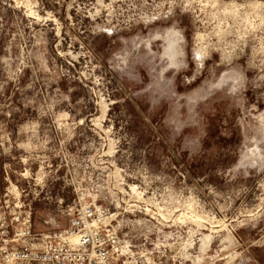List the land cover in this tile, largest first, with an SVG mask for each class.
Instances as JSON below:
<instances>
[{
  "label": "rangeland",
  "instance_id": "rangeland-1",
  "mask_svg": "<svg viewBox=\"0 0 264 264\" xmlns=\"http://www.w3.org/2000/svg\"><path fill=\"white\" fill-rule=\"evenodd\" d=\"M78 186L166 264H264V0H0V197L45 233Z\"/></svg>",
  "mask_w": 264,
  "mask_h": 264
},
{
  "label": "built area",
  "instance_id": "built-area-1",
  "mask_svg": "<svg viewBox=\"0 0 264 264\" xmlns=\"http://www.w3.org/2000/svg\"><path fill=\"white\" fill-rule=\"evenodd\" d=\"M66 208V226L33 233L31 209L17 192L0 197V264H166L151 243L121 235L109 209L78 186Z\"/></svg>",
  "mask_w": 264,
  "mask_h": 264
},
{
  "label": "flooded vegetation",
  "instance_id": "flooded-vegetation-1",
  "mask_svg": "<svg viewBox=\"0 0 264 264\" xmlns=\"http://www.w3.org/2000/svg\"><path fill=\"white\" fill-rule=\"evenodd\" d=\"M170 43H172V42H170ZM172 46H173V43H172ZM171 49H172V47L170 49L168 48L167 57L168 58L170 57L169 59L173 61V52H171Z\"/></svg>",
  "mask_w": 264,
  "mask_h": 264
},
{
  "label": "bare ground",
  "instance_id": "bare-ground-1",
  "mask_svg": "<svg viewBox=\"0 0 264 264\" xmlns=\"http://www.w3.org/2000/svg\"><path fill=\"white\" fill-rule=\"evenodd\" d=\"M169 46H171V43L169 44ZM170 58V57H169Z\"/></svg>",
  "mask_w": 264,
  "mask_h": 264
}]
</instances>
